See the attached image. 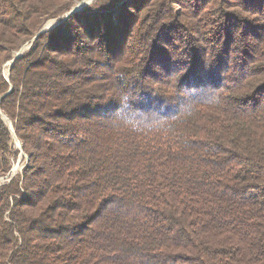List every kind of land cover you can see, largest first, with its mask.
I'll return each mask as SVG.
<instances>
[{
    "label": "trees",
    "instance_id": "1",
    "mask_svg": "<svg viewBox=\"0 0 264 264\" xmlns=\"http://www.w3.org/2000/svg\"><path fill=\"white\" fill-rule=\"evenodd\" d=\"M0 0V264H264V0Z\"/></svg>",
    "mask_w": 264,
    "mask_h": 264
},
{
    "label": "rangeland",
    "instance_id": "2",
    "mask_svg": "<svg viewBox=\"0 0 264 264\" xmlns=\"http://www.w3.org/2000/svg\"><path fill=\"white\" fill-rule=\"evenodd\" d=\"M83 1H88L89 2V0H83ZM83 1H80V2H75V5L72 7V9H74V8H77L78 6L80 7V8H82L81 10H83L84 8H85V6L86 7H88V6H90V5H92L96 0H94L93 2H89V4H88V2H86L87 3V5H84V6H82L81 7V4H82V2ZM71 9V10H72ZM80 10V11H81ZM79 11V12H80ZM71 12V11H70ZM70 12H68V13H70ZM68 13H66V14H64L63 16H61V17H59V18H56V19H51V20H49V21H47L46 23H45V25L43 26L44 28H46L47 27V29H52L53 27L54 28H56L57 27V25L60 23H63L64 21H66L68 18H67V15H68ZM52 24V25H51ZM42 27V28H43ZM50 31V30H49ZM35 41V40H34ZM33 40H32V42L31 43H33L34 42ZM31 43H28V44H26V45H24L22 48H28L29 46H30V44ZM21 48V49H22ZM20 49V50H21ZM19 50V51H20ZM9 63H7L5 66H4V70H3V74H4V76L7 78V76H8V74H9ZM2 117H3V119H4V121H5V123L9 126V123H8V121H10L9 119H7L6 118V116H4V115H2ZM6 118V119H5ZM10 123H12L11 121H10ZM13 125V124H12ZM14 128V127H13ZM14 132H15V130H14ZM11 133H12V138H13V142H12V148L14 149V151H20V153H19V156H18V158L17 159H15V160H12V169L10 170V173H9V175L8 176H6V177H2L0 180V182L1 183H6V182H8L12 177H15L17 174H20L22 171H23V169H24V167L25 166H27L28 165V162H29V157L28 156H26L25 154H24V152L22 151V144H21V142L18 140V138H17V136H16V134H14L13 133V131H11Z\"/></svg>",
    "mask_w": 264,
    "mask_h": 264
},
{
    "label": "water",
    "instance_id": "3",
    "mask_svg": "<svg viewBox=\"0 0 264 264\" xmlns=\"http://www.w3.org/2000/svg\"><path fill=\"white\" fill-rule=\"evenodd\" d=\"M93 1H94V0H89L90 3L93 2ZM86 2H88V1H83L82 4H81V7L84 6V5H87ZM89 2H88V4H89ZM85 7H86V6H85ZM81 9H82V8H80L79 6H78L77 8L72 9L71 12L68 13L67 18L70 17L72 14L79 12ZM59 25H60V23H59L57 26H59ZM52 29H54V27H53ZM52 29H47V28H44V27H43V28L41 29V31H40V32L36 35V37L33 39V41L36 40V38H37L38 36H40L41 34L47 32V31H49V30H52ZM31 46H32V43L30 44V46H29L27 49L24 47V48H22V49L16 54V57L14 58V60L11 61V62H9V65H8V66H9V71H10V68H11V66L13 65L15 59H17V58L23 56V54H24L26 51H28V50L31 48ZM8 78H9V74H8V76H7V79H8ZM9 128H10V130L13 131V133L15 134V132H14V128H13V125H12V123H10V121H9ZM13 178H14V177H12L8 182H10ZM0 181H1V180H0ZM0 184H3V183L0 182Z\"/></svg>",
    "mask_w": 264,
    "mask_h": 264
},
{
    "label": "bare ground",
    "instance_id": "4",
    "mask_svg": "<svg viewBox=\"0 0 264 264\" xmlns=\"http://www.w3.org/2000/svg\"><path fill=\"white\" fill-rule=\"evenodd\" d=\"M52 25V24H51ZM47 28V27H46ZM6 119V118H5ZM8 123H9V121H8Z\"/></svg>",
    "mask_w": 264,
    "mask_h": 264
}]
</instances>
